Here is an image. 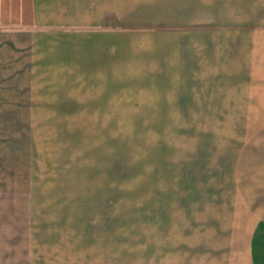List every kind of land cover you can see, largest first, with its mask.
<instances>
[{"label":"rangeland","instance_id":"rangeland-1","mask_svg":"<svg viewBox=\"0 0 264 264\" xmlns=\"http://www.w3.org/2000/svg\"><path fill=\"white\" fill-rule=\"evenodd\" d=\"M37 1L0 8V264L263 258L264 0Z\"/></svg>","mask_w":264,"mask_h":264},{"label":"crops","instance_id":"crops-1","mask_svg":"<svg viewBox=\"0 0 264 264\" xmlns=\"http://www.w3.org/2000/svg\"><path fill=\"white\" fill-rule=\"evenodd\" d=\"M1 1V0H0ZM23 4L21 6V12H22V17H27L33 13V16L35 17L37 12H38V1L37 0H22ZM15 5V0H4L2 3L0 2V8L1 6L5 7H13ZM1 11V10H0ZM15 21V20H13ZM1 25V21H0ZM263 200V201H262ZM262 212L259 216V226L257 228L256 223H254V227H252L251 232H250V240H249V250L254 253V254H263V258L257 259L254 261V264H264V198L262 199ZM249 206L250 203H249Z\"/></svg>","mask_w":264,"mask_h":264}]
</instances>
